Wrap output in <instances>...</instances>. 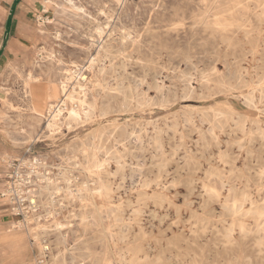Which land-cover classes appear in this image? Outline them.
Masks as SVG:
<instances>
[{"label":"rangeland","instance_id":"374dc122","mask_svg":"<svg viewBox=\"0 0 264 264\" xmlns=\"http://www.w3.org/2000/svg\"><path fill=\"white\" fill-rule=\"evenodd\" d=\"M74 1L84 8L81 15L44 7L31 22L38 32L31 51L3 69L0 135L12 153L3 157L5 184L10 164L25 159L27 187L36 189V199L46 203L30 213L29 220L15 215L11 204L8 211H0L16 222V228L12 225L5 233L23 236L30 264H38L36 236L50 245V264H188L194 255L185 254L187 246L204 251L199 263L264 264V244L259 240L264 238V217L247 212L248 201L236 212L217 201L208 207L204 202L211 186L220 189L222 198L228 196V185L222 187L220 182L223 178L236 189L227 197L230 203L248 189L264 211V0ZM41 23L45 34L39 32ZM99 23L103 33L98 36ZM91 33L108 44L110 58L102 57L99 63H115L107 73L100 74L99 66L84 70L91 79L88 87L99 97L100 107L108 106V114L93 122L62 126L33 141L45 119L31 136L27 74L39 76V83L46 86L49 74L58 76L56 70L51 72L52 65L85 62L88 52L95 55L98 50L91 46ZM148 63L157 67L160 79H153ZM215 70L231 90L214 91L212 84H204ZM94 146H99L98 157L106 160L102 178L111 185L109 198L92 194L99 185L90 158ZM257 180L262 183L259 189ZM48 183L57 192L52 207L43 189ZM242 224L248 230L243 239ZM226 234L233 243L241 242V257L221 253L228 245Z\"/></svg>","mask_w":264,"mask_h":264},{"label":"bare ground","instance_id":"6f19581e","mask_svg":"<svg viewBox=\"0 0 264 264\" xmlns=\"http://www.w3.org/2000/svg\"><path fill=\"white\" fill-rule=\"evenodd\" d=\"M95 1V0H94ZM120 1V0H118ZM160 1V0H159ZM261 1V0H260ZM100 2V1H99ZM122 2V1H121ZM145 2V1H144ZM250 2V0H249ZM89 3V2H88ZM97 3V2H96ZM119 3V2H118ZM233 3V2H232ZM204 4V3H203ZM114 5V4H113ZM51 6H54L56 8V11L60 12V11H65L67 9H70L72 13L76 14V15H81L82 13H84V8L80 5H77L76 2L74 0H47L45 2V9L48 10L50 9ZM118 7V6H117ZM162 7V6H161ZM167 7V6H166ZM235 7V6H234ZM238 7V6H237ZM263 7V6H262ZM137 8H141L140 6H138ZM186 8V7H185ZM240 7H238L237 9H239ZM203 10V8H201ZM209 9V8H208ZM236 9V8H235ZM263 10V9H262ZM137 11V10H136ZM207 11V10H206ZM236 11V10H235ZM191 12V11H190ZM104 13V12H103ZM110 13V12H109ZM260 13V12H259ZM206 14V12H205ZM228 14V13H227ZM263 14V13H261ZM233 15V14H232ZM152 16V14H151ZM256 16V15H255ZM258 16V15H257ZM256 16V17H257ZM216 17V16H215ZM218 17V16H217ZM260 17V16H259ZM257 17V18H259ZM112 18V17H111ZM211 18V17H210ZM247 18V17H246ZM245 18V19H246ZM261 18V17H260ZM49 18H47L48 20ZM125 19V18H124ZM209 19V18H208ZM193 20V19H192ZM261 21V19H260ZM125 22V21H124ZM219 22L221 23L220 19ZM261 23V22H260ZM125 24V23H124ZM202 24V23H201ZM119 25V24H118ZM178 25V24H177ZM223 25V23H222ZM237 25V24H236ZM109 26V25H108ZM136 26V25H135ZM179 26V25H178ZM177 26V27H178ZM181 26V25H180ZM185 26V24H184ZM194 26V25H193ZM196 26V25H195ZM206 26V25H205ZM211 26V25H210ZM214 26V25H213ZM217 26V25H216ZM227 26V25H226ZM233 26V25H232ZM246 26V25H245ZM91 27V26H90ZM107 27V26H106ZM174 27V26H173ZM199 27V26H198ZM218 27V26H217ZM223 27V26H222ZM239 27V26H237ZM241 27V26H240ZM190 28V27H189ZM207 28V26H206ZM206 28H205V32H206ZM244 28V27H243ZM131 29V28H130ZM150 29V28H149ZM166 31L170 30L165 28ZM172 29V28H171ZM176 29V28H175ZM194 29V27H193ZM228 29V28H226ZM240 29V28H239ZM248 29V28H247ZM126 30V28H125ZM138 30V29H137ZM209 30V29H208ZM224 30V28H223ZM238 30V29H237ZM75 31V30H74ZM95 31L97 33V35H101L103 33V29L100 26V23L96 26ZM149 31V30H148ZM171 31V30H170ZM169 31V32H170ZM176 31V30H175ZM178 31V30H177ZM176 31V32H177ZM180 31V30H179ZM225 31V30H224ZM39 32L45 34V28H44V24L41 23V26L39 28ZM147 32V31H146ZM208 32V31H207ZM213 32V31H212ZM227 32V31H226ZM94 33V31H93ZM91 33L90 35L94 38L92 40L91 46L93 45H97V53L95 55L91 54V52L87 53L86 56V60L84 61H71L69 64H63V66H58L55 67L54 65H52L51 67V72L52 70H56V74L58 75L57 78H51L50 74L48 75V79L47 80V85L43 86V84H40V78L39 76L34 75L32 72H29L27 74L26 79L24 80V86L27 89L26 90V95L25 97H29L31 98V106L30 109L32 111V122H30L29 126V133L30 135H34V133L37 131L38 127L40 126V123L43 119H45V125L44 128L42 127L40 131L37 132L36 135L32 136L33 141H39L42 140V137L45 136V133H49L52 134L54 131L58 130L59 128H61L62 126H68V128L71 127L72 124H76V125H81L85 122H93L95 120L98 119V117L102 118L105 117L108 114V106L105 105L103 107H100V102H99V97L97 95H95L94 92H92L90 90V88L88 87V80L90 81V77L89 76H85L84 70L85 69H93L96 66H99V73H107L106 71L109 68H113L115 66V63H113V61L111 60V64L109 66H106L105 63H99L102 60V57H108V53H109V49H108V44L106 42H103V40H99V39H95V34ZM178 33V32H177ZM250 33V32H248ZM166 34V33H165ZM168 34V33H167ZM180 34V33H179ZM219 34V33H218ZM217 34V35H218ZM62 35V34H61ZM122 35V34H121ZM130 35V34H128ZM169 35V34H168ZM214 35V34H213ZM251 35V34H250ZM212 36V35H211ZM56 38L60 37V32H56ZM131 37V36H129ZM153 37V36H152ZM223 37V36H222ZM225 37V36H224ZM210 38V36H209ZM216 39V36L214 37ZM230 38V37H228ZM102 39V38H101ZM117 39V38H116ZM124 39V38H123ZM178 39V38H177ZM222 39V38H221ZM231 39V38H230ZM234 39V38H233ZM113 40V39H112ZM120 40V39H119ZM111 41V40H110ZM203 41V40H202ZM250 41V40H249ZM224 42V41H223ZM119 43V42H118ZM122 43V41H121ZM125 43V42H124ZM181 43V42H180ZM226 43V42H225ZM229 45V44H228ZM237 45V44H236ZM113 46V45H112ZM197 46V45H196ZM125 47V46H124ZM235 47V46H233ZM44 48V47H42ZM181 48V47H180ZM228 48V47H227ZM155 49V48H154ZM182 49V48H181ZM230 49V47H229ZM236 49V48H235ZM116 50V49H115ZM180 50V49H179ZM199 50V49H198ZM207 50V48H206ZM117 51V50H116ZM251 51V50H250ZM128 52V51H127ZM236 52V51H235ZM74 53V52H73ZM121 53V52H120ZM186 53V52H185ZM253 53V52H252ZM113 54V53H112ZM240 54V53H238ZM70 55V54H69ZM116 55V54H115ZM130 56V55H129ZM137 56V55H136ZM179 56V55H178ZM117 57V56H116ZM45 58V57H44ZM110 58V56H109ZM126 58V57H125ZM184 59H188V55H184L183 56ZM38 59V58H37ZM190 59V58H189ZM188 59V60H189ZM55 60V59H54ZM105 60V59H103ZM141 60V59H139ZM147 61H150L149 58L146 59ZM152 60V59H151ZM158 61V60H157ZM109 62V60H108ZM123 63V62H122ZM187 63V62H186ZM227 63V62H226ZM238 63V61H237ZM107 64V62H106ZM37 65L40 66V62L37 61ZM65 65V66H64ZM124 65V64H123ZM228 65V64H227ZM122 66V64H121ZM148 69L151 71L152 75H153V79H160V72L158 71L157 67L152 64V63H148L147 64ZM183 66V65H182ZM187 66V65H186ZM192 66V65H191ZM109 67V68H108ZM224 67V66H223ZM244 67V66H243ZM246 67V66H245ZM182 68V67H181ZM180 68V69H181ZM122 69V68H121ZM194 69V68H193ZM236 69V68H235ZM114 70V69H113ZM234 70V69H233ZM132 71V70H131ZM195 71V70H194ZM219 71V70H218ZM217 70L214 71L213 73V78L208 80V82L204 83V84H212V90L214 91H218L217 89L220 90H231L228 82L226 81V79L224 77H222L220 75V73ZM229 71V70H228ZM50 72V73H51ZM119 72V71H118ZM188 72V71H187ZM197 72V71H196ZM117 73V72H116ZM190 73V72H189ZM247 73V72H246ZM183 74V73H182ZM187 74V73H186ZM229 74V73H227ZM233 75H236V72L233 71L232 72ZM242 74V73H241ZM248 74V73H247ZM134 75V74H133ZM164 76V75H162ZM232 76V75H231ZM238 76V75H237ZM242 76V75H241ZM97 77V76H96ZM239 77V76H238ZM113 78V77H112ZM116 78V77H115ZM234 78V77H233ZM258 78V77H257ZM133 79V78H132ZM137 79V78H136ZM145 81V80H144ZM239 82V81H238ZM259 82V81H258ZM163 84V82H162ZM166 84V82H165ZM109 85V84H108ZM263 85V84H262ZM166 86V85H165ZM237 86V85H236ZM235 86V87H236ZM114 87V86H113ZM122 87V85H121ZM119 88V86H118ZM145 88V85H144ZM156 88L158 89L159 93H161L162 88L159 86H156ZM96 89V88H95ZM107 89V88H106ZM136 89V88H135ZM138 89V88H137ZM187 89V88H186ZM22 90V88H21ZM117 91V90H116ZM149 91V90H148ZM153 91V90H152ZM193 91V90H192ZM119 92V91H118ZM121 92V90H120ZM185 92V91H184ZM256 92V91H255ZM108 93V92H107ZM151 93V92H150ZM153 93V92H152ZM187 93V92H185ZM184 93V94H185ZM250 93V92H249ZM111 94V93H110ZM109 94V95H110ZM188 94V93H187ZM112 95V94H111ZM131 95V94H130ZM183 95V94H182ZM127 96V94L125 95V97ZM147 96V95H146ZM150 96V95H149ZM185 96V95H184ZM191 96V95H190ZM249 96V94H248ZM129 97V96H128ZM155 97V95H154ZM186 97V96H185ZM117 98V97H116ZM250 98V97H249ZM149 99V98H148ZM247 99V98H246ZM245 99V100H246ZM253 99V97H252ZM102 100V99H101ZM131 100V99H130ZM143 100V99H142ZM243 100V99H242ZM250 100V99H248ZM132 101V100H131ZM153 101V100H152ZM102 102V101H101ZM141 102V101H140ZM248 102V101H247ZM254 103V102H253ZM11 104V103H10ZM9 104V105H10ZM111 106V105H110ZM189 106V105H188ZM22 107V106H21ZM130 107V106H129ZM260 107V106H259ZM23 108V107H22ZM28 109V108H27ZM111 110V109H110ZM20 111V109H19ZM184 115V114H183ZM191 115V114H190ZM198 115V114H196ZM250 115V114H249ZM192 116V115H191ZM207 117V114L205 115ZM193 117V116H192ZM209 117V116H208ZM97 118V119H96ZM200 118V117H198ZM238 118V117H237ZM201 119V118H200ZM23 120V119H22ZM186 121V120H185ZM206 121V120H204ZM187 122V121H186ZM192 122V121H191ZM190 122V123H191ZM177 123V122H176ZM197 123V122H196ZM204 123V122H203ZM207 123V122H206ZM139 124V123H138ZM184 124V123H183ZM188 124V123H187ZM195 124V123H194ZM208 124V123H207ZM210 124V123H209ZM236 124V123H235ZM234 124V126H235ZM176 125V124H175ZM174 125V126H175ZM193 125V124H192ZM246 125V124H245ZM131 126V125H130ZM134 126V125H133ZM169 126V125H167ZM233 126V127H234ZM257 126V125H256ZM122 127V126H121ZM184 127V126H183ZM143 128V127H142ZM145 128V127H144ZM177 128V127H176ZM232 128V126H231ZM121 129H124L121 128ZM159 129V128H157ZM198 129V128H197ZM110 130V129H109ZM125 130V129H124ZM161 131V129H159ZM259 130V129H257ZM171 131V130H170ZM173 131V130H172ZM177 131V130H176ZM8 132V131H7ZM13 132V131H12ZM141 132V131H140ZM148 132V131H147ZM133 133V131H132ZM162 133V131H161ZM9 134V133H8ZM136 134V133H135ZM175 134V133H174ZM199 134V133H198ZM137 135V134H136ZM135 135V136H136ZM262 135V134H261ZM103 136V135H101ZM141 136V135H140ZM148 136V135H147ZM196 136V135H195ZM94 137V134H93ZM98 137V136H97ZM143 137V136H142ZM139 138V135H138ZM184 137H182L183 139ZM118 139V138H117ZM141 139V138H140ZM159 139V138H158ZM195 139V137H194ZM243 139V138H242ZM103 140V139H102ZM176 140V139H175ZM117 141V140H116ZM120 141V139H119ZM123 141V140H122ZM141 141V140H140ZM161 141V140H160ZM115 143V142H114ZM128 143V142H127ZM90 144V142H89ZM125 144V143H124ZM143 144V143H142ZM196 144V143H195ZM197 145V144H196ZM102 148V145H100ZM162 146V145H161ZM177 146V145H176ZM117 147V146H116ZM179 147V146H178ZM89 148V147H88ZM99 146H94L93 148H91V162H92V167L94 168V171H96L97 177H98V188L95 191H92L93 193H98L100 195H104L106 198H109V195L111 193V185L109 182H107L106 180H104L102 178V174L104 172V164L106 160H102L101 158L98 157L97 153L100 151ZM239 148V147H238ZM105 149V148H104ZM112 149V148H111ZM83 150H85L83 148ZM103 151V150H101ZM123 152V151H122ZM107 153V152H106ZM111 153V152H110ZM115 153V152H114ZM113 154V153H112ZM124 154V153H123ZM220 154V153H219ZM222 154V153H221ZM224 154H222L223 156ZM227 155V154H225ZM246 155V154H245ZM6 156H10L9 153H6ZM108 156V155H106ZM115 156V155H114ZM89 157V156H88ZM117 157V156H116ZM120 157V156H119ZM219 158V156H218ZM3 159V158H2ZM84 159V158H83ZM120 159V158H119ZM37 160V158H36ZM110 160V159H108ZM28 162V161H27ZM30 162V161H29ZM64 162V161H63ZM118 162V160H117ZM47 163V162H46ZM129 163V162H128ZM34 164V163H32ZM79 164V163H78ZM115 165V164H114ZM228 165V163H227ZM109 167V166H107ZM115 168V166H114ZM90 170V169H89ZM115 170V169H114ZM262 170V169H261ZM67 171V170H66ZM264 171V170H263ZM90 172V171H89ZM65 173V172H64ZM112 173V172H111ZM212 173V172H210ZM94 174V173H93ZM27 175V174H26ZM62 175V174H61ZM220 175V174H219ZM56 176V175H55ZM93 176V175H91ZM42 177H44L42 175ZM162 177V176H161ZM218 177V175H217ZM221 177V176H219ZM29 178V177H28ZM90 178V177H89ZM262 178V176H261ZM32 179V178H31ZM38 179V178H37ZM54 179V178H53ZM45 180V179H44ZM61 181V180H60ZM97 181V180H96ZM221 184L222 187L228 185V191L229 194L228 196H226L225 198H222L221 195V191L220 189H218L215 186H211V188L209 189V197L204 200L206 207H208L210 205L211 202L213 201H217L218 203L221 204L222 207L224 208H228L233 210V211H238L240 209V207H243V203L244 202H249V207H251L249 209V211H254V214H257L259 217H264V211L260 210L258 207H261L257 204V201L251 196V192L248 189H244L241 193V197L239 199H237V201L235 200V202L230 203L229 199L227 197H229V195L232 192H235V187L234 185L230 184L229 182H227L226 180H224L223 178H221ZM95 183V182H94ZM43 184V183H42ZM69 184V182H68ZM257 186L258 189L260 188V186H262V183L260 180H257ZM58 185V184H57ZM163 185V184H162ZM176 185V184H175ZM32 186V185H31ZM67 186V185H66ZM126 186V185H125ZM166 186V185H165ZM54 187V186H53ZM52 187V188H53ZM117 187V185H116ZM206 187V185H205ZM252 187V186H251ZM204 188V187H203ZM201 187V190L203 189ZM207 188V187H206ZM205 188V189H206ZM32 189V188H31ZM43 189L46 190V193L49 195V201L51 202L50 207H52L53 203H55L57 200L55 199V197H57V192L51 190V184L48 183ZM42 189V190H43ZM81 189V188H80ZM180 189V188H179ZM208 189V188H207ZM181 190V189H180ZM58 191V190H57ZM42 194V191H40ZM204 192V191H203ZM206 192V191H205ZM36 193L37 191H34V196L36 197ZM44 193V194H46ZM80 192L77 191V193L75 194H79ZM124 193V192H123ZM73 194V193H72ZM173 194V193H172ZM190 196V195H189ZM37 198V197H36ZM41 199V198H40ZM40 199H36L35 201H37V207L35 208L34 211H37L38 209H42V207H45V201L44 200H40ZM95 199V198H94ZM202 203V202H201ZM54 207V206H53ZM88 207V206H87ZM176 207V206H175ZM120 209V208H119ZM176 209V208H175ZM230 209V210H231ZM242 209V208H241ZM247 209V208H246ZM13 210L17 211V207H13ZM48 210V209H47ZM135 210V209H134ZM220 210V209H219ZM138 211V210H137ZM145 211V210H144ZM47 212V211H46ZM49 212H52V210H49ZM132 212V211H130ZM247 212H245V214H248ZM39 216H42L41 213ZM77 216V215H76ZM156 217V216H155ZM38 218V217H37ZM71 218V217H70ZM30 217L27 216L26 220H29ZM84 219V218H83ZM95 219V217H94ZM121 219V218H120ZM119 219V220H120ZM118 220V219H117ZM118 220V221H119ZM31 221V220H30ZM146 221V220H145ZM20 222V221H19ZM123 222V221H122ZM15 221L12 222L13 228L15 229ZM26 224V223H25ZM21 225V224H20ZM73 225V224H71ZM23 226V225H22ZM27 227V226H26ZM112 227V226H111ZM110 227V228H111ZM242 228V232L244 233L241 238L243 239L247 233L248 230L246 228V226L244 224L241 225ZM129 229V228H128ZM260 229V227H259ZM125 231V230H124ZM232 231V230H231ZM264 231V228H263ZM61 233H63L61 231ZM113 234V233H112ZM227 235V234H226ZM5 236V235H4ZM229 235H227L226 237V241L228 242V245L225 246V248L221 251V253L223 255H231V254H236L237 256L241 257V252H242V244L241 242H239L238 244L233 243V241L231 240V237H229ZM2 237V236H1ZM128 238V237H127ZM124 240V239H123ZM260 240V245L264 244V238L259 237ZM3 241L9 243L10 247L12 250H19L20 245L23 241V238H21V236H17L16 234H12V235H7L3 238ZM115 242V241H114ZM46 242H44L41 238H39L38 236H36L35 238V244H38L37 247L39 249V256L37 257V263L38 264H50V261L52 260V258H48L49 257V253L51 251V247L50 245H46L44 244ZM59 243V242H58ZM66 248V247H65ZM89 249V248H88ZM137 249L140 250V246H137ZM193 251V253H192ZM55 252V251H54ZM86 252V251H85ZM89 253V252H88ZM193 254L194 258L191 260L190 263L188 264H198L199 263V259L202 261L203 260V256H204V251L201 249H194L191 246H187L186 250H185V254ZM85 254V253H84ZM87 254V253H86ZM85 254V255H86ZM123 255V254H122ZM54 256V255H53ZM81 256V255H80ZM87 256V255H86ZM85 256H83L84 258ZM55 258H53V260L55 261ZM61 258V257H60ZM59 258V259H60ZM76 258V257H75ZM117 258V257H116ZM62 259V258H61ZM85 259V258H84ZM148 259V258H147ZM159 259V257L157 258ZM64 260L67 261V259L64 258ZM124 261V259H122ZM135 261L139 262L138 259H134ZM74 261V260H73ZM71 262V261H70ZM27 263V262H26ZM25 263V264H26ZM72 263V262H71ZM98 263V262H96ZM27 264H30L29 262ZM142 264H148L147 262H143ZM160 264H166V263H160ZM199 264H206V263H199ZM212 264V263H211Z\"/></svg>","mask_w":264,"mask_h":264},{"label":"crops","instance_id":"0c3cea01","mask_svg":"<svg viewBox=\"0 0 264 264\" xmlns=\"http://www.w3.org/2000/svg\"><path fill=\"white\" fill-rule=\"evenodd\" d=\"M15 0H0V48L4 40V30H7V22L11 12L12 4ZM45 0H19L17 2L15 12L10 25L9 39L7 41L5 51L0 55V83L2 79L3 69L12 63L15 59L23 56H27L31 51L29 48L32 47L33 43L37 41L38 32L35 31V27L31 22L43 11ZM9 8L7 10V5ZM3 28H6L3 30ZM11 151L5 145L4 140L1 139L0 135V196L5 189L6 180V166L3 157ZM10 206L9 201L4 198L0 199V211H8ZM13 220L6 218L5 214H0V264H25L28 255L22 244L20 245L19 251L13 255L12 249L9 243L3 241V238L9 234L5 231L7 228L12 226ZM8 232V231H7ZM17 236L21 234L15 233ZM5 235V236H4ZM12 235V234H11ZM2 236V237H1ZM23 238V236H21ZM23 242V241H22ZM8 245L5 247L4 245ZM23 248V250H22Z\"/></svg>","mask_w":264,"mask_h":264},{"label":"built area","instance_id":"2783aa9c","mask_svg":"<svg viewBox=\"0 0 264 264\" xmlns=\"http://www.w3.org/2000/svg\"><path fill=\"white\" fill-rule=\"evenodd\" d=\"M18 160L19 161L15 160L10 164L11 171L8 173L6 189L2 194L8 197L11 208L17 207V212L14 214L24 216L25 219V217L35 212L34 210L37 207V201H35L36 197L34 196V191L36 189L31 190L27 187L30 180L27 179L28 177H26L22 171L23 166H25V159ZM25 187L26 189H24Z\"/></svg>","mask_w":264,"mask_h":264},{"label":"water","instance_id":"95a60500","mask_svg":"<svg viewBox=\"0 0 264 264\" xmlns=\"http://www.w3.org/2000/svg\"><path fill=\"white\" fill-rule=\"evenodd\" d=\"M18 1L19 0H15L12 4L11 12H10L8 22H7V32H6L5 38H4L3 43L1 45V48H0V55L2 54L3 50L5 49L7 41L9 39L10 25H11V21H12V18H13L14 12H15V8H16Z\"/></svg>","mask_w":264,"mask_h":264}]
</instances>
